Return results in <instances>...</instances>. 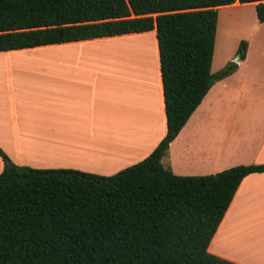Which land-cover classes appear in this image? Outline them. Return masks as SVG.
Listing matches in <instances>:
<instances>
[{
    "label": "trees",
    "instance_id": "trees-1",
    "mask_svg": "<svg viewBox=\"0 0 264 264\" xmlns=\"http://www.w3.org/2000/svg\"><path fill=\"white\" fill-rule=\"evenodd\" d=\"M264 0H0V52L155 31L166 133L112 175L17 165L0 148V264H237L208 245L241 182L264 164L177 175L162 163L214 82L218 7ZM246 42L236 54L243 59Z\"/></svg>",
    "mask_w": 264,
    "mask_h": 264
},
{
    "label": "crops",
    "instance_id": "crops-1",
    "mask_svg": "<svg viewBox=\"0 0 264 264\" xmlns=\"http://www.w3.org/2000/svg\"><path fill=\"white\" fill-rule=\"evenodd\" d=\"M245 6L255 3L220 6L218 15L223 7ZM253 27L244 58L212 84L169 143L163 165L173 173L264 164V22ZM149 34L155 31L1 51L14 61L0 66V148L17 165L101 175L144 159L166 133L156 36L155 66L147 67L145 50L129 79L112 74L119 64L95 56L102 47L86 42ZM208 251L237 264H264V172L241 180Z\"/></svg>",
    "mask_w": 264,
    "mask_h": 264
},
{
    "label": "rangeland",
    "instance_id": "rangeland-1",
    "mask_svg": "<svg viewBox=\"0 0 264 264\" xmlns=\"http://www.w3.org/2000/svg\"><path fill=\"white\" fill-rule=\"evenodd\" d=\"M227 15H229V17ZM256 22H257V17L254 6L233 7V8L223 7L219 10V15L217 19L218 26L215 36V46L213 51L212 63H211L212 73H216L217 71H219L228 62H234V59L238 55L235 52H237L239 44L241 43V41L247 42V38L249 37V32L254 29L253 25ZM86 44L102 47L100 48L101 53L95 56L101 58L105 57L106 61L111 60L114 65L115 62L118 63L119 67L117 65L112 66L113 67L112 74L121 73L122 74L121 79H129V77L127 76H129L131 67L137 65L139 63V60L143 61L144 58H146L144 57L143 54L145 50L149 49L150 51V57L149 55H147V59L150 65H148L147 67L155 66V36L154 35L152 36L151 34H149L148 38L146 39H142L139 36H132L131 38H120L119 40L108 39V40H101L98 42H90V43L86 42ZM18 53H26V52H18ZM34 53H40V52L34 51ZM233 53L235 54L233 55ZM10 57L12 56H8V54L0 53V66L6 63L8 60L14 61ZM231 57L232 59H230ZM125 59L127 60L125 61ZM37 61L39 60L29 62L28 64L29 65L35 64L37 63ZM2 70L0 68V75H1L0 77L3 78L5 77V72ZM131 75L136 76L137 74L131 70ZM162 163L166 164V158L162 159ZM188 163L192 164L190 161H188Z\"/></svg>",
    "mask_w": 264,
    "mask_h": 264
},
{
    "label": "water",
    "instance_id": "water-1",
    "mask_svg": "<svg viewBox=\"0 0 264 264\" xmlns=\"http://www.w3.org/2000/svg\"><path fill=\"white\" fill-rule=\"evenodd\" d=\"M239 60V55L234 59V62H237Z\"/></svg>",
    "mask_w": 264,
    "mask_h": 264
}]
</instances>
